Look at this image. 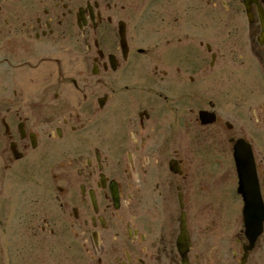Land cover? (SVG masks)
I'll return each instance as SVG.
<instances>
[{"label":"flooded vegetation","instance_id":"af4514ba","mask_svg":"<svg viewBox=\"0 0 264 264\" xmlns=\"http://www.w3.org/2000/svg\"><path fill=\"white\" fill-rule=\"evenodd\" d=\"M0 264H264V0H0Z\"/></svg>","mask_w":264,"mask_h":264},{"label":"rangeland","instance_id":"374dc122","mask_svg":"<svg viewBox=\"0 0 264 264\" xmlns=\"http://www.w3.org/2000/svg\"><path fill=\"white\" fill-rule=\"evenodd\" d=\"M233 184H234V181H233ZM239 208H240V202H239L238 199L235 200V198H234L232 209H229V210L226 211V213H229L230 215L232 214L229 228L232 227V229L230 231L233 232L234 234L239 233V231L241 230L240 225H239L240 224ZM12 233H14V230L11 229L9 231V229L7 228L6 235H10ZM1 239L4 240L6 238H1ZM10 239H12V238H10ZM10 239H8L10 244L14 243L15 240H16V238H15L14 241H11ZM15 254L18 257V260H19V255L16 252H15Z\"/></svg>","mask_w":264,"mask_h":264},{"label":"water","instance_id":"95a60500","mask_svg":"<svg viewBox=\"0 0 264 264\" xmlns=\"http://www.w3.org/2000/svg\"><path fill=\"white\" fill-rule=\"evenodd\" d=\"M248 194H249L248 197H249L250 201H249V209L245 205V213H246V217L248 220V224L246 226V229H247V234H249L252 238H255L260 232V221H258L256 224L251 223V215L255 211L254 209H255L256 203H254V200H255L254 191L250 190V192ZM244 199H245V196H244ZM245 204H246V200H245ZM258 215H260V211H259Z\"/></svg>","mask_w":264,"mask_h":264},{"label":"bare ground","instance_id":"6f19581e","mask_svg":"<svg viewBox=\"0 0 264 264\" xmlns=\"http://www.w3.org/2000/svg\"><path fill=\"white\" fill-rule=\"evenodd\" d=\"M236 153V152H235ZM237 154V153H236ZM245 176V175H244ZM184 232V224L181 221L180 223V235H179V239H178V243L181 242L182 238H181V234Z\"/></svg>","mask_w":264,"mask_h":264}]
</instances>
